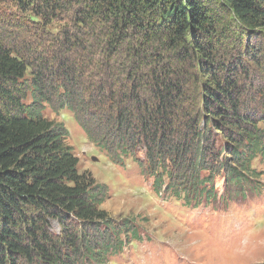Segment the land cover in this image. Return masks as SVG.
I'll use <instances>...</instances> for the list:
<instances>
[{
    "label": "trees",
    "instance_id": "16d2710c",
    "mask_svg": "<svg viewBox=\"0 0 264 264\" xmlns=\"http://www.w3.org/2000/svg\"><path fill=\"white\" fill-rule=\"evenodd\" d=\"M0 3L15 8L0 12V264H103L137 235L99 209L107 189L77 172L46 109L172 203L223 202L221 176L244 199L258 190L264 0Z\"/></svg>",
    "mask_w": 264,
    "mask_h": 264
},
{
    "label": "rangeland",
    "instance_id": "374dc122",
    "mask_svg": "<svg viewBox=\"0 0 264 264\" xmlns=\"http://www.w3.org/2000/svg\"><path fill=\"white\" fill-rule=\"evenodd\" d=\"M14 11L13 5L0 3L1 13L10 16ZM47 29L56 31L55 26ZM24 103H31L28 94ZM43 115L65 130L66 146L78 158L77 172L88 173L107 189L108 198L99 209L114 222L132 223L137 231L131 243L123 242L121 253L109 256L103 264H264V162L252 164L259 186L258 190L251 186L248 198L239 197L233 184L226 187L230 201L224 206L194 212L180 204L157 201L151 179L143 178L131 160L118 164L99 152L72 113L46 109ZM220 178L215 184L218 196L225 191ZM48 229L54 235L61 231L52 221Z\"/></svg>",
    "mask_w": 264,
    "mask_h": 264
},
{
    "label": "water",
    "instance_id": "95a60500",
    "mask_svg": "<svg viewBox=\"0 0 264 264\" xmlns=\"http://www.w3.org/2000/svg\"><path fill=\"white\" fill-rule=\"evenodd\" d=\"M92 160H94V158H92Z\"/></svg>",
    "mask_w": 264,
    "mask_h": 264
}]
</instances>
